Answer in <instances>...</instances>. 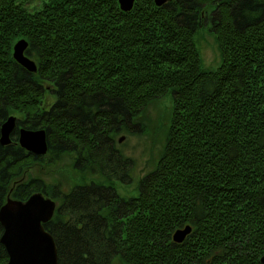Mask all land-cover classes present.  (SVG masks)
<instances>
[{
	"label": "trees",
	"instance_id": "obj_1",
	"mask_svg": "<svg viewBox=\"0 0 264 264\" xmlns=\"http://www.w3.org/2000/svg\"><path fill=\"white\" fill-rule=\"evenodd\" d=\"M23 1L0 0V124L22 112L17 125L45 128L49 148L37 156L19 147L17 129L0 144V207L8 193L57 200L44 224L57 264H260L264 0H134L124 12L117 0H44L37 11ZM202 25L218 42L214 71L203 68L194 40ZM18 37L36 72L14 61ZM168 92L165 142L137 195L101 182L64 190L28 175L35 161L70 155L75 173L130 178L132 158L114 137ZM49 93L55 100L42 102ZM187 224L191 232L175 243L172 233ZM7 259L0 245V264Z\"/></svg>",
	"mask_w": 264,
	"mask_h": 264
},
{
	"label": "water",
	"instance_id": "obj_2",
	"mask_svg": "<svg viewBox=\"0 0 264 264\" xmlns=\"http://www.w3.org/2000/svg\"><path fill=\"white\" fill-rule=\"evenodd\" d=\"M161 6L167 0H152ZM121 11H130L134 0H117ZM28 40L18 38L12 46V57L26 71L36 72L37 63L26 53ZM17 129V143L19 147L37 156H44L48 151L45 128H27L17 125V117L13 114L0 124V144L9 145L12 141L11 133ZM124 136L119 137L118 142ZM57 200L35 191L24 201L12 198L7 194L0 207V225L3 232L0 235V245L7 253L5 264H57V245L51 233L45 230L44 224L55 214ZM192 227L190 224L177 228L171 238L175 243L185 240ZM260 264H264V252L260 257Z\"/></svg>",
	"mask_w": 264,
	"mask_h": 264
},
{
	"label": "rangeland",
	"instance_id": "obj_3",
	"mask_svg": "<svg viewBox=\"0 0 264 264\" xmlns=\"http://www.w3.org/2000/svg\"><path fill=\"white\" fill-rule=\"evenodd\" d=\"M44 0H24L23 6H27L31 11H37L42 8ZM212 8H205L203 12L211 13ZM207 16V15H206ZM209 25H202L197 30L195 35V42L200 54L202 66L207 71H214L220 66L221 56L218 48V42L213 31ZM19 38V37H18ZM17 38V39H18ZM21 38V37H20ZM43 86L49 85L47 81H41ZM48 90V89H47ZM46 96V97H45ZM42 100L44 103H52L55 100V95L45 94ZM46 99L48 100L46 102ZM173 101L170 92L160 98L150 102L143 108L139 119L134 121L130 127L129 132L119 131L114 137L115 148L120 150L124 156L132 158V165L128 169L126 180L114 179L108 181L107 179L94 175L91 173H75L69 166L71 156L65 155L64 158L55 159V162L50 163L47 160L44 162L35 161L29 168L28 175L38 176L46 182L55 184L62 183V189L67 190L68 185L88 182H101L104 184H112L118 194L124 197H132L137 195L139 179L146 172L153 169L155 161L161 153L164 145L167 128L170 125V118L173 111ZM13 114L20 119L24 117L22 112L12 111ZM124 136L118 142L119 137ZM12 142V141H11ZM47 159V158H46ZM130 180L129 182H127ZM114 264H122L120 261H115Z\"/></svg>",
	"mask_w": 264,
	"mask_h": 264
},
{
	"label": "flooded vegetation",
	"instance_id": "obj_4",
	"mask_svg": "<svg viewBox=\"0 0 264 264\" xmlns=\"http://www.w3.org/2000/svg\"><path fill=\"white\" fill-rule=\"evenodd\" d=\"M18 126H20V125H18Z\"/></svg>",
	"mask_w": 264,
	"mask_h": 264
}]
</instances>
